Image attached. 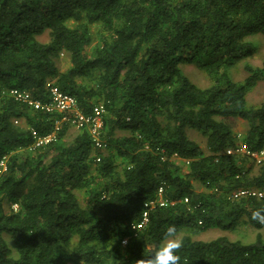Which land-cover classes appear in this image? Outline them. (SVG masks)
<instances>
[{
    "label": "trees",
    "instance_id": "16d2710c",
    "mask_svg": "<svg viewBox=\"0 0 264 264\" xmlns=\"http://www.w3.org/2000/svg\"><path fill=\"white\" fill-rule=\"evenodd\" d=\"M258 37L264 0H0V264H140L173 224L181 264H264V225L251 219L264 197L229 198L264 187L253 155L264 148V100H248L264 85V56L250 59ZM186 65L210 84L193 82ZM51 85L84 113L104 104V151L69 124L31 147L54 120L6 91L46 101ZM239 143L251 154L227 153ZM160 187L169 204L134 230ZM210 229L236 236L194 238Z\"/></svg>",
    "mask_w": 264,
    "mask_h": 264
},
{
    "label": "built area",
    "instance_id": "2783aa9c",
    "mask_svg": "<svg viewBox=\"0 0 264 264\" xmlns=\"http://www.w3.org/2000/svg\"><path fill=\"white\" fill-rule=\"evenodd\" d=\"M49 99L42 101L31 96L28 91L11 88L6 93L15 98L16 101L26 103L35 110H42L50 114L54 120L55 128L52 132L42 135L34 133L35 142L32 148L40 147L51 142L57 141L59 131L62 129L63 124H69L70 127L76 129L88 130L93 144L96 148L104 151L107 148V141L104 138V122L107 110L103 103H98L94 106L90 113H84L78 105L77 98L69 93L64 92L57 85H51L49 88ZM16 124L21 123L20 119L15 120ZM247 153L251 154L249 146L239 143L237 148H230L227 150L228 154L234 153ZM254 157L258 164L264 163V148L253 152ZM7 158L5 157L0 161V171L7 168ZM96 162L101 161V156L96 157ZM163 187L158 190L156 198L146 201L143 207L142 219L140 222L133 225V229H142L149 221L150 212L157 206L164 207L169 204V201L164 197ZM243 197H264V187H243L238 188L230 193L229 198L240 199ZM188 201V198H185ZM201 223V222H200ZM126 240H124V243Z\"/></svg>",
    "mask_w": 264,
    "mask_h": 264
},
{
    "label": "rangeland",
    "instance_id": "374dc122",
    "mask_svg": "<svg viewBox=\"0 0 264 264\" xmlns=\"http://www.w3.org/2000/svg\"><path fill=\"white\" fill-rule=\"evenodd\" d=\"M71 20V24L75 21ZM93 34L97 35V31H98V27H93L92 28ZM41 38L45 41L49 40V37L47 34H44L41 36ZM257 40L260 43V48L258 50V53L254 55V57L250 58L252 59V62H254V64L256 65H260L262 62V58L264 56V40L260 37L257 38ZM58 64L61 68V70H66L69 66H70V57L67 54H61L60 58L58 59ZM184 70L186 72V74L190 77V79L197 83L200 86L206 87L210 84V80L208 78V76L201 70L195 68V67H191L189 65L184 66ZM246 71L243 70V68H241V71L239 74H237V78L241 79L244 78L246 76ZM248 100L251 104H259L264 100V85L260 84L258 86H256L253 90H251V92L248 94ZM239 130L244 131L245 130V125H241ZM70 132V131H69ZM189 133L190 137L192 139H195L198 143H200V145L203 147L204 151H207V145H206V139L205 137H203V135H201V133L199 131L196 130H188L187 129V134ZM120 134V133H119ZM95 168V166H94ZM197 186L199 187L200 190H202V187H200V184L198 182H196ZM228 234L229 236L235 238L236 235H234V233H228V232H224L222 230H218V229H210L207 230L205 232H202L200 234H197L194 238L196 239H203V240H210L213 239L215 237H217V235L219 234ZM182 235H179L177 238L180 239ZM240 238L245 240V241H251L253 238H255V233L254 232H250L247 229H242L241 231V235Z\"/></svg>",
    "mask_w": 264,
    "mask_h": 264
},
{
    "label": "clouds",
    "instance_id": "9594fccd",
    "mask_svg": "<svg viewBox=\"0 0 264 264\" xmlns=\"http://www.w3.org/2000/svg\"><path fill=\"white\" fill-rule=\"evenodd\" d=\"M251 219L264 225V208L256 209L251 213ZM182 241L177 238V227L169 225L164 231L160 246L147 259L139 260L140 264H181L179 249Z\"/></svg>",
    "mask_w": 264,
    "mask_h": 264
},
{
    "label": "crops",
    "instance_id": "0c3cea01",
    "mask_svg": "<svg viewBox=\"0 0 264 264\" xmlns=\"http://www.w3.org/2000/svg\"><path fill=\"white\" fill-rule=\"evenodd\" d=\"M78 130H79V129H76V128H74V127H70V129H69L70 132H78Z\"/></svg>",
    "mask_w": 264,
    "mask_h": 264
}]
</instances>
